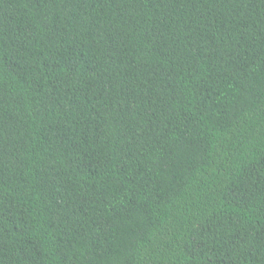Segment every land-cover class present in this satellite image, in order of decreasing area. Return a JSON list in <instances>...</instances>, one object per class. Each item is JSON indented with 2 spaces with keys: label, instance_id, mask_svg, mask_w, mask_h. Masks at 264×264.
Listing matches in <instances>:
<instances>
[{
  "label": "trees",
  "instance_id": "trees-1",
  "mask_svg": "<svg viewBox=\"0 0 264 264\" xmlns=\"http://www.w3.org/2000/svg\"><path fill=\"white\" fill-rule=\"evenodd\" d=\"M0 264H264V0H0Z\"/></svg>",
  "mask_w": 264,
  "mask_h": 264
}]
</instances>
